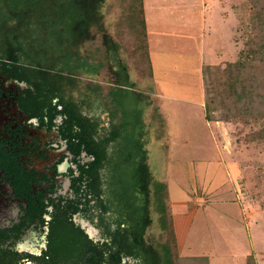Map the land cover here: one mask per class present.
Wrapping results in <instances>:
<instances>
[{
	"label": "trees",
	"instance_id": "obj_1",
	"mask_svg": "<svg viewBox=\"0 0 264 264\" xmlns=\"http://www.w3.org/2000/svg\"><path fill=\"white\" fill-rule=\"evenodd\" d=\"M118 1V38L112 40L102 25L103 0H0V65L19 70L15 78L33 87L37 113L47 107L50 121L55 115L62 117L58 135L66 141L75 168L66 171L69 197H46L40 186V193L27 201L38 223L47 227L44 250L33 256L5 247L0 250V264L207 262L206 257L188 259L179 254L167 213V185L152 180L146 165L147 151L140 139V102L147 95L134 90L128 82L126 65L115 58L116 69L108 66L111 79L106 82L107 91L101 101L108 117L105 129L99 128L102 121L93 113L100 106L94 103L100 100L99 85L77 89L76 77L96 75L102 68L101 63H90L80 55L81 46L90 42L94 34L101 36L103 50L91 49L89 56L99 53L102 59H109L122 49L121 37L126 36L130 40L127 54L131 63L139 76L151 78L142 0ZM241 3L243 12L238 21L242 44L237 59L202 68L206 122L212 121L215 111L225 122H264V0ZM51 98L55 104L50 107ZM151 118L162 127L163 119L155 107ZM263 139L264 127L250 133L248 140ZM80 153H84L86 161L79 160ZM27 184L22 182L24 191L28 190ZM44 191L49 195L54 192L48 188ZM149 207L156 214L159 236L148 242L144 232L151 222ZM44 215L49 217L46 222ZM75 217L98 231L97 240L87 236ZM245 264L257 262L247 255Z\"/></svg>",
	"mask_w": 264,
	"mask_h": 264
},
{
	"label": "rangeland",
	"instance_id": "obj_2",
	"mask_svg": "<svg viewBox=\"0 0 264 264\" xmlns=\"http://www.w3.org/2000/svg\"><path fill=\"white\" fill-rule=\"evenodd\" d=\"M161 1L152 5L145 0L151 78L139 76L131 63L127 54L130 40L126 36L121 37L122 49L109 59H102L99 53L89 56L91 49L103 50L101 36L94 34L90 42L81 46L80 55L90 63H101L102 68L96 75L76 77L77 89L99 85L100 100L94 103L100 106L93 113L105 119L101 101L107 91L106 82L111 79L108 66L116 69V58L126 65L133 89L147 95L140 102V139L147 151L146 165L152 180L167 185V213L171 219L178 218L180 256L206 257L205 264H245V257L252 255L257 264H264V139L248 140L250 133L264 127V122H225L219 111L206 122L200 105L202 68L237 59L242 44L238 21L243 12L242 0L233 1L232 17L214 26L201 21L198 0ZM217 10L220 12V8ZM100 14L104 33L115 40L119 1L103 0ZM203 74L207 79L208 72ZM154 107L163 119L162 127L151 118ZM65 167L63 162L59 170ZM148 214L151 222L144 238L156 241L159 230L152 207ZM75 219L89 237L98 238L92 225ZM32 238L31 235L27 240Z\"/></svg>",
	"mask_w": 264,
	"mask_h": 264
},
{
	"label": "flooded vegetation",
	"instance_id": "obj_3",
	"mask_svg": "<svg viewBox=\"0 0 264 264\" xmlns=\"http://www.w3.org/2000/svg\"><path fill=\"white\" fill-rule=\"evenodd\" d=\"M17 72L0 65V250L6 247L17 253L39 256L45 248L47 227L38 223L27 201L40 193V186L46 197H69L70 179L66 171L75 168L66 141L58 135L62 117L55 115L50 121L47 107L37 113L34 89L16 79ZM50 103L51 107L55 100L51 98ZM104 114L105 119L99 117L102 121L99 128L103 129L108 127L107 113ZM78 158L82 162L87 160L84 153ZM63 162L66 167L60 171ZM22 182H28L27 191L22 189ZM44 188L54 192L49 195ZM43 219L48 221V215ZM21 229L23 232L19 234ZM31 235L32 240H27Z\"/></svg>",
	"mask_w": 264,
	"mask_h": 264
},
{
	"label": "crops",
	"instance_id": "obj_4",
	"mask_svg": "<svg viewBox=\"0 0 264 264\" xmlns=\"http://www.w3.org/2000/svg\"><path fill=\"white\" fill-rule=\"evenodd\" d=\"M159 1L162 2L161 0H149V4L156 5V3H158ZM174 1H176V0H174ZM233 1L234 0H198V4L201 6L200 12H199L201 14V17H202L201 21L203 20L204 22H209L210 26H212V25L214 26L217 21H221L224 23L226 21V19L233 16V13H234ZM223 5H226V10H224L225 8L223 9V7H225ZM142 8H143V15H144V22H145L146 21V19H145V14H146V12H145L146 11L145 0H142ZM154 8L155 7H152V9H154ZM195 8H194V3H193V10H192L193 12H195ZM219 8H220V12H218V10H217ZM148 11H149V9H148ZM229 13H231V14L229 15ZM194 16L196 17L195 14H193L192 17H194ZM234 22H235V20H234ZM209 29H210L209 26H207V30H209ZM145 30H146V39H147V44H148V56H149L150 65H151V57L150 56L152 55V52L150 51L149 35H148L146 23H145ZM202 34H204V29H202ZM200 105L201 106L203 105V99H202V102L200 103ZM172 225H173L177 249L179 251V246L177 244V230H178V226H179L178 218H172Z\"/></svg>",
	"mask_w": 264,
	"mask_h": 264
}]
</instances>
